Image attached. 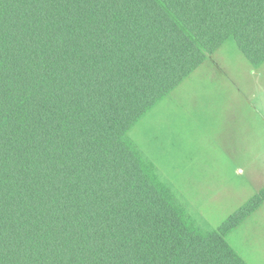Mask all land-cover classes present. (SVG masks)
<instances>
[{"label": "trees", "instance_id": "obj_1", "mask_svg": "<svg viewBox=\"0 0 264 264\" xmlns=\"http://www.w3.org/2000/svg\"><path fill=\"white\" fill-rule=\"evenodd\" d=\"M233 38L264 62V0H0V264H248L128 132Z\"/></svg>", "mask_w": 264, "mask_h": 264}, {"label": "rangeland", "instance_id": "obj_2", "mask_svg": "<svg viewBox=\"0 0 264 264\" xmlns=\"http://www.w3.org/2000/svg\"><path fill=\"white\" fill-rule=\"evenodd\" d=\"M263 116L264 62L251 64L229 38L138 121L128 138L144 159L155 164L178 199V188L192 194L182 203L202 230L211 231L247 201L240 193L249 180L246 173L261 178L264 173L258 166L259 171L232 175L224 151L233 135L228 130L240 129L242 121L251 139L254 128L264 124ZM246 156L251 155L238 154L236 162ZM205 174L212 175L210 180H204ZM254 218L231 231L227 241L248 264H264V218L258 222Z\"/></svg>", "mask_w": 264, "mask_h": 264}, {"label": "crops", "instance_id": "obj_3", "mask_svg": "<svg viewBox=\"0 0 264 264\" xmlns=\"http://www.w3.org/2000/svg\"><path fill=\"white\" fill-rule=\"evenodd\" d=\"M200 66L197 67L191 74H195L197 72V70H199ZM221 69H219L220 70V73H221ZM187 78H185V79H187ZM152 109H150V110H152ZM260 118H261L262 122L264 123V116L263 117H260ZM237 121L240 122L239 119H237ZM229 131H232L233 132V135L230 136V139H231V141L229 142L230 146H228L227 148H225L224 151L226 153V157L228 159V162L230 163V166L229 167H230V172L232 173V175L235 177V175H237V174L241 175V174L246 173L247 171H255V170L256 171H259V167L258 166L264 167V166H261V165L264 164V146H263L264 124H262L260 127H255L254 128V133H253V136L251 137V139L249 138V136L247 134L249 130H247V129L243 130L242 121H241L240 129L234 128V129L228 130V132ZM238 154H241V155H244L245 154V155H251V156L242 157L241 158V162L238 163V162H236V160L238 159L237 158V155ZM253 154H256L258 156L255 158V157H253ZM260 155H261V157H260ZM261 158H262V161L263 162H257V161L261 160ZM147 161H150V160H147ZM150 162H152V161H150ZM152 164L154 165L155 170H156L155 164L153 162H152ZM248 173H246V174L249 176V180L247 182H245L243 185H241V187H240V193L242 192L241 195H244V198H246L247 200L249 198H251L253 195H255L256 193H258L264 187V173H262L263 174V177L262 178H261V175L260 174L256 175V173H255V175L252 176V174H250L251 172H248ZM158 176H159V174H158ZM210 177H212L211 174H205L204 180H210ZM160 179H161V177H160ZM164 183L168 186V184L166 182H164ZM206 186L207 185H205V187ZM170 190L174 193V191L171 188H170ZM177 190H178V195L180 197V199H178L177 196L174 193L177 201L186 209V211L188 212V214H190L193 217V215L187 210V208L182 203V202H185V201H188L189 199H191L192 198V194L189 193V191L187 189H180V188H178ZM263 206H264V202L250 216H248L244 221H242L241 224H243L244 222H246V220H248V218H251V216L252 217L255 216L254 221H256V222H258V219L259 218H264V212L260 211V210H262ZM194 219L196 220V218H194ZM240 225H238V226H240ZM238 226L236 228H238Z\"/></svg>", "mask_w": 264, "mask_h": 264}]
</instances>
